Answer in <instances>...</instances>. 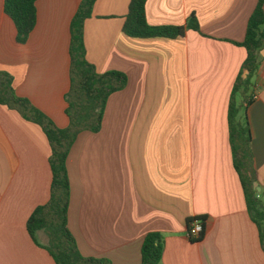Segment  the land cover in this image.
I'll return each mask as SVG.
<instances>
[{
    "label": "crops",
    "instance_id": "1",
    "mask_svg": "<svg viewBox=\"0 0 264 264\" xmlns=\"http://www.w3.org/2000/svg\"><path fill=\"white\" fill-rule=\"evenodd\" d=\"M132 0H98L86 21L87 60L99 73L121 72L127 87L110 96L101 131L72 146L68 226L84 257L141 264L152 232L164 239L161 264H264L257 225L235 169L229 108L243 71L258 0H148L153 27H183L175 39L124 33ZM0 0V70L60 129L69 126L71 24L81 0H38L26 44ZM200 30L191 27L192 18ZM252 102L255 184L264 205V43ZM51 147L43 129L0 105V264H56L27 224L51 197ZM260 189V190H259ZM205 219V236L188 224ZM42 244L45 236L39 238Z\"/></svg>",
    "mask_w": 264,
    "mask_h": 264
},
{
    "label": "trees",
    "instance_id": "2",
    "mask_svg": "<svg viewBox=\"0 0 264 264\" xmlns=\"http://www.w3.org/2000/svg\"><path fill=\"white\" fill-rule=\"evenodd\" d=\"M38 0H6V14L14 21L17 41L26 44L37 23ZM98 0H81L80 7L71 24V87L66 95V114L69 126L58 128L43 112L28 99L17 95L14 77L0 70V105L18 112L22 118L39 125L51 147L50 166L53 174L51 197L47 204L38 207L30 217L27 228L34 241L48 251L56 264H111L109 260L84 257L68 226L71 201V183L67 168L70 150L83 132L101 131L107 102L113 94L124 90L128 77L121 72L99 73L87 60L85 24L94 12ZM148 0H132L126 17L124 33L131 38H170L185 35L183 27H153L146 16ZM191 27L199 31L195 17ZM264 43V0H258L248 24L244 43L238 44L247 50L243 71L234 85L229 108L230 143L235 169L240 177L246 196L248 211L258 227L264 251V205L258 197L255 184L257 171L251 151V130L246 112L237 103V97L245 99L247 107L252 102L255 76L259 71L258 55ZM204 224L205 219H200ZM195 220L189 221L188 230ZM205 227V226H204ZM40 236L47 242L42 244ZM205 236L204 232L199 241ZM164 255V239L159 233H149L142 245L141 264H161Z\"/></svg>",
    "mask_w": 264,
    "mask_h": 264
},
{
    "label": "built area",
    "instance_id": "3",
    "mask_svg": "<svg viewBox=\"0 0 264 264\" xmlns=\"http://www.w3.org/2000/svg\"><path fill=\"white\" fill-rule=\"evenodd\" d=\"M204 229L205 227L203 222L195 220V222L191 224V230H188V238L190 240L200 239V236L204 232Z\"/></svg>",
    "mask_w": 264,
    "mask_h": 264
},
{
    "label": "water",
    "instance_id": "4",
    "mask_svg": "<svg viewBox=\"0 0 264 264\" xmlns=\"http://www.w3.org/2000/svg\"><path fill=\"white\" fill-rule=\"evenodd\" d=\"M260 190V189H259Z\"/></svg>",
    "mask_w": 264,
    "mask_h": 264
}]
</instances>
